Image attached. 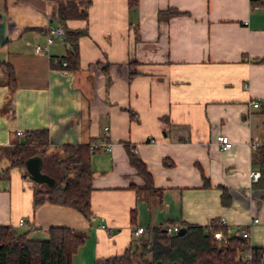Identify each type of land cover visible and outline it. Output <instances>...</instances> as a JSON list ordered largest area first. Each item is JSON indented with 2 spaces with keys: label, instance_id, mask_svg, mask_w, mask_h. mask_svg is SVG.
<instances>
[{
  "label": "crops",
  "instance_id": "obj_1",
  "mask_svg": "<svg viewBox=\"0 0 264 264\" xmlns=\"http://www.w3.org/2000/svg\"><path fill=\"white\" fill-rule=\"evenodd\" d=\"M76 1L87 17L64 24L87 33L78 38L72 70L62 65L63 34L46 45L49 26L65 28L55 0H0V167L22 140L19 130L47 129L51 146L97 143L90 151L93 215L47 200L34 206L35 182L11 169L0 178V225L31 238H46L51 226L81 230L72 264L114 255L135 245L136 227L169 221L222 218L231 235L257 217L248 241L264 249V188L249 177L258 169L252 152L264 142V113L252 105L264 97V0ZM37 44L47 47L36 52ZM219 133L231 140L229 149L220 148ZM128 150L156 190L147 189ZM256 264H264V252Z\"/></svg>",
  "mask_w": 264,
  "mask_h": 264
},
{
  "label": "trees",
  "instance_id": "obj_2",
  "mask_svg": "<svg viewBox=\"0 0 264 264\" xmlns=\"http://www.w3.org/2000/svg\"><path fill=\"white\" fill-rule=\"evenodd\" d=\"M127 2L129 7L137 4V0ZM164 11L169 14L183 13L175 8ZM55 17L65 26L67 19H85L87 10L76 0H55ZM86 33V28L73 29L65 26L63 36L68 49L63 59L66 61V68H78V38ZM6 69L8 85L13 87V72L9 66ZM258 109L264 113V97L259 102ZM89 143L51 146L47 129L26 130L22 140L7 149L8 164L0 167V178H7L11 169H18L26 175L25 160L31 156H39L43 160L41 171L53 176L56 182L52 186L35 183L33 205L47 200L72 207L84 217L90 218L93 215L90 208L93 171ZM128 159L144 180L147 189L156 190L152 186L151 175L140 158L128 150ZM251 160L259 171V177L252 185L264 188V142L254 148ZM220 201L224 205L230 202V195L225 189L220 194ZM134 214L135 210L132 209V219ZM208 223L211 225L210 230L206 229L205 224L181 222L185 231L180 235L163 231V225L147 226L135 245L129 243L120 252L99 258L93 264H234L243 260L242 253L248 248L251 249V261L254 264L261 260L263 248L249 246L247 238L238 233L229 235L220 218L210 219ZM215 230H220L225 239H215ZM84 238V232L66 226H51L46 238H31L25 230L0 225V264H72V255Z\"/></svg>",
  "mask_w": 264,
  "mask_h": 264
},
{
  "label": "built area",
  "instance_id": "obj_3",
  "mask_svg": "<svg viewBox=\"0 0 264 264\" xmlns=\"http://www.w3.org/2000/svg\"><path fill=\"white\" fill-rule=\"evenodd\" d=\"M63 33H64V29L62 28L61 25L58 24V25H55V26H49L48 29H47V33H46V45L49 44L50 42H52L55 36L62 35ZM46 45L44 46L45 48L47 47ZM44 47L39 45V44H37V45L34 46V49H35L36 52H39ZM62 65L65 66L66 65V61H62ZM252 105L254 107H257L259 105V102L258 101H253ZM104 129L106 130L107 127H104ZM16 134L19 135V136L23 135V131H21V130L16 131ZM216 140H217V142H218V144H219L221 149H229L232 146V142H231V140L229 139V137L226 134H223V133L217 134L216 135ZM100 145H102L104 148L110 150V144L109 143L103 142ZM97 146H98L97 143L90 142L89 143L90 151L95 150ZM252 146H255V144L252 143ZM249 177H250V179L252 181L257 180V178L259 177L258 169L250 170ZM258 220H259V218L254 217L251 220H249L246 224H237L235 226V233H238L241 237L247 238V240H248L249 239L250 227L254 223L258 222ZM220 221H221L222 224H224L227 227L226 222H225L224 219L220 218ZM24 223H25V221L23 220V218H20L19 221H18V224L19 225H24ZM205 225H206V229H208V230L211 229L210 223L207 222ZM180 226H181V224H179V223H169V224L163 225V228L168 233H174V232L176 233ZM101 227L102 228H106V230L108 232L112 231L109 227H106L104 224H101ZM143 230H144V227L138 226V227H136L133 230L132 233H133L134 236H139L141 234V232H143ZM213 236L217 240H224L225 239V235L220 230H215L213 232ZM248 245L251 246L249 241H248ZM242 259L244 261H246L247 264H254L251 261L252 252H251L250 248L246 249L242 253Z\"/></svg>",
  "mask_w": 264,
  "mask_h": 264
},
{
  "label": "water",
  "instance_id": "obj_4",
  "mask_svg": "<svg viewBox=\"0 0 264 264\" xmlns=\"http://www.w3.org/2000/svg\"><path fill=\"white\" fill-rule=\"evenodd\" d=\"M42 164H43V160L41 157L39 156L28 157L25 160V169L27 172V176L35 183H45L47 186L54 185L56 179L53 176L41 171ZM162 230L164 231L165 229L162 228ZM184 231H185V227L180 226L176 233L180 235L184 233Z\"/></svg>",
  "mask_w": 264,
  "mask_h": 264
},
{
  "label": "rangeland",
  "instance_id": "obj_5",
  "mask_svg": "<svg viewBox=\"0 0 264 264\" xmlns=\"http://www.w3.org/2000/svg\"><path fill=\"white\" fill-rule=\"evenodd\" d=\"M3 157H1L0 159H2ZM137 240V239H136Z\"/></svg>",
  "mask_w": 264,
  "mask_h": 264
}]
</instances>
